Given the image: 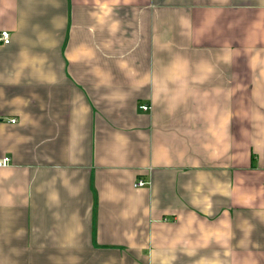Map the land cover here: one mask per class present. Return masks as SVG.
<instances>
[{
  "label": "crops",
  "instance_id": "crops-1",
  "mask_svg": "<svg viewBox=\"0 0 264 264\" xmlns=\"http://www.w3.org/2000/svg\"><path fill=\"white\" fill-rule=\"evenodd\" d=\"M4 30L0 264H264V0H0Z\"/></svg>",
  "mask_w": 264,
  "mask_h": 264
},
{
  "label": "built area",
  "instance_id": "built-area-1",
  "mask_svg": "<svg viewBox=\"0 0 264 264\" xmlns=\"http://www.w3.org/2000/svg\"><path fill=\"white\" fill-rule=\"evenodd\" d=\"M0 41L3 44H9L11 42V34L6 30L2 31L0 33ZM141 108L143 110L147 111V110L151 109V106L144 104L141 106ZM12 121L15 122L16 119H13ZM10 162H11L10 157L5 156L3 158H0V167L7 166L8 164H10ZM145 184H146V182L142 179L138 180V182L136 183V185H138V186H143Z\"/></svg>",
  "mask_w": 264,
  "mask_h": 264
}]
</instances>
